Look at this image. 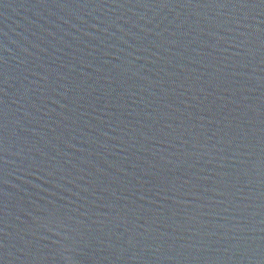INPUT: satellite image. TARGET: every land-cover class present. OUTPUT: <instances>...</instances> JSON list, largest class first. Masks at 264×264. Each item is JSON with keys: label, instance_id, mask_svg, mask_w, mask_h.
I'll return each instance as SVG.
<instances>
[{"label": "water", "instance_id": "obj_1", "mask_svg": "<svg viewBox=\"0 0 264 264\" xmlns=\"http://www.w3.org/2000/svg\"><path fill=\"white\" fill-rule=\"evenodd\" d=\"M0 264H264V0H0Z\"/></svg>", "mask_w": 264, "mask_h": 264}]
</instances>
